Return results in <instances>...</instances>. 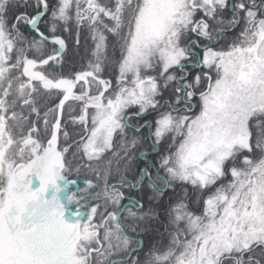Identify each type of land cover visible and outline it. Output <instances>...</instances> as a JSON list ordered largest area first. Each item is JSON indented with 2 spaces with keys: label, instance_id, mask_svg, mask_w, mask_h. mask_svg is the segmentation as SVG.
<instances>
[{
  "label": "snow or ice",
  "instance_id": "obj_1",
  "mask_svg": "<svg viewBox=\"0 0 264 264\" xmlns=\"http://www.w3.org/2000/svg\"><path fill=\"white\" fill-rule=\"evenodd\" d=\"M161 214L143 264H264V0H0V264H140Z\"/></svg>",
  "mask_w": 264,
  "mask_h": 264
},
{
  "label": "trees",
  "instance_id": "obj_2",
  "mask_svg": "<svg viewBox=\"0 0 264 264\" xmlns=\"http://www.w3.org/2000/svg\"><path fill=\"white\" fill-rule=\"evenodd\" d=\"M66 38L67 42V51L64 56L65 63L63 65L64 72H71L76 71L81 68L82 65L87 63V59L89 56L88 49L91 47V41L86 40V32L81 33V43L79 46L75 44V31L71 34L64 33L63 34ZM114 75V72L112 69H108L105 71L104 75L106 77ZM145 119L151 120L153 117L148 116ZM135 121H133L134 123ZM142 122V121H140ZM70 133L71 139H78V136L76 133L79 131L77 128H74L73 126L69 125L67 129ZM145 133L147 132V129H143ZM129 135L131 136L132 133L130 132ZM167 148V142H164L160 146V152L163 153L165 149ZM138 152H148V156L145 159L151 160L154 163L158 165L159 162V155L152 152L151 148L149 147V142L145 141L142 145L138 146V148L134 151V160L132 162V168L131 171L128 173V179L134 180L135 177L139 175V167L144 165L145 166V159L144 162H142V158H139L136 156V153ZM161 175H163V171L160 172ZM81 179H92L94 182L96 181L95 176L91 175L90 173H87L84 169H81L80 174ZM111 181H116V177H111ZM163 188V186L161 185ZM181 193V188L179 185L175 187V189L172 188H166L163 189V194H157L153 192L152 189L148 187L147 181L144 182V186L140 191H134L131 193V195L138 200L141 201L143 204V211L147 212L149 209H156L160 210L163 207H166L170 202L174 201L175 198ZM164 221L163 214L160 215L158 220H151L147 223L141 225V227L138 229V238L142 241L141 250L135 251L131 258L132 260H139L140 264H143L145 256L149 250L150 247H152L155 244H159L161 240L163 239V243H167L166 237L162 238V222ZM135 247V246H134ZM117 257L124 256L126 259L127 254L126 253H118L116 254Z\"/></svg>",
  "mask_w": 264,
  "mask_h": 264
},
{
  "label": "flooded vegetation",
  "instance_id": "obj_3",
  "mask_svg": "<svg viewBox=\"0 0 264 264\" xmlns=\"http://www.w3.org/2000/svg\"><path fill=\"white\" fill-rule=\"evenodd\" d=\"M134 123H137V122L135 121ZM140 123H143V121L140 122ZM138 157H139V156H138ZM139 158H140V157H139ZM144 159H145V158H142V162H144ZM143 167H145V166H144V165L140 166V167H139V170H140L141 168H143ZM111 182L114 183V182H116V181H111Z\"/></svg>",
  "mask_w": 264,
  "mask_h": 264
}]
</instances>
